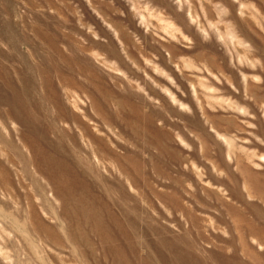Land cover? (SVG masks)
I'll return each mask as SVG.
<instances>
[{"label":"rangeland","instance_id":"1","mask_svg":"<svg viewBox=\"0 0 264 264\" xmlns=\"http://www.w3.org/2000/svg\"><path fill=\"white\" fill-rule=\"evenodd\" d=\"M0 264H264V0H0Z\"/></svg>","mask_w":264,"mask_h":264}]
</instances>
